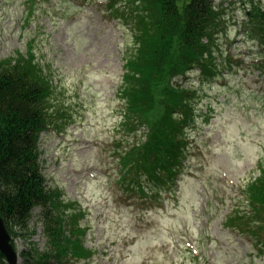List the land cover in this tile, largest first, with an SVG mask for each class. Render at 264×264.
Returning a JSON list of instances; mask_svg holds the SVG:
<instances>
[{"label":"rangeland","instance_id":"obj_1","mask_svg":"<svg viewBox=\"0 0 264 264\" xmlns=\"http://www.w3.org/2000/svg\"><path fill=\"white\" fill-rule=\"evenodd\" d=\"M108 1L0 0V60L32 49L65 115L41 136V161L49 186L83 211V240L95 253L63 264H264L251 239L226 224L264 160V67L260 46L245 33L248 6L215 0L225 17L213 48L218 78L202 87L197 70L176 80L197 83L201 100L188 172L177 193L159 201L119 181L117 143L126 137L117 93L135 43L131 24ZM40 212L33 211L32 235L14 240L19 264H35L22 252L47 248Z\"/></svg>","mask_w":264,"mask_h":264},{"label":"trees","instance_id":"obj_2","mask_svg":"<svg viewBox=\"0 0 264 264\" xmlns=\"http://www.w3.org/2000/svg\"><path fill=\"white\" fill-rule=\"evenodd\" d=\"M238 1L249 8L245 33L260 46L264 67V0ZM121 2L109 0L108 6L131 24L135 45L124 56L117 93L122 105L119 126L126 137L117 143L119 181L133 195L162 201L164 193H177L188 172L189 131L197 124L201 100L197 83L182 87L176 80L187 81L197 70L202 87L218 78L213 48L225 29L224 11L215 0ZM54 95L32 49L0 60V215L17 249L15 238L32 235L33 211L40 208L47 248L21 253L35 264H63L66 258L79 261L95 253L83 240L88 232L80 221L83 211L76 202L64 203L62 191L49 186L41 161V136L59 118L65 119ZM258 164V176L243 188L244 206L235 205L226 224L248 236L264 255V160ZM0 264H7L1 252Z\"/></svg>","mask_w":264,"mask_h":264},{"label":"water","instance_id":"obj_3","mask_svg":"<svg viewBox=\"0 0 264 264\" xmlns=\"http://www.w3.org/2000/svg\"><path fill=\"white\" fill-rule=\"evenodd\" d=\"M12 235L8 232L3 217L0 215V252L5 256L7 264H19L20 255L12 244Z\"/></svg>","mask_w":264,"mask_h":264}]
</instances>
